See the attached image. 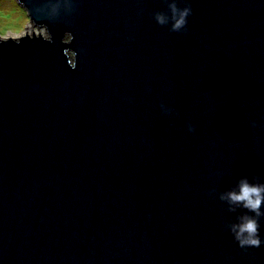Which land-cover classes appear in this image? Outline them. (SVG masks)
Listing matches in <instances>:
<instances>
[{"label": "water", "instance_id": "95a60500", "mask_svg": "<svg viewBox=\"0 0 264 264\" xmlns=\"http://www.w3.org/2000/svg\"><path fill=\"white\" fill-rule=\"evenodd\" d=\"M18 1L47 35L0 38V264H264L218 195L264 177V0L181 32L165 0Z\"/></svg>", "mask_w": 264, "mask_h": 264}, {"label": "clouds", "instance_id": "9594fccd", "mask_svg": "<svg viewBox=\"0 0 264 264\" xmlns=\"http://www.w3.org/2000/svg\"><path fill=\"white\" fill-rule=\"evenodd\" d=\"M168 11L153 13L155 22L160 26H169L171 32L186 31L188 17L192 14L190 0H165ZM181 3L183 6H181ZM160 109L164 114H172L173 108L161 103ZM193 132L194 126H187ZM215 191V189H213ZM219 199L227 205V211L238 215L225 224L233 239L241 248L260 247L261 240L260 218L264 217V177L253 173L241 175L226 190L219 192Z\"/></svg>", "mask_w": 264, "mask_h": 264}, {"label": "rangeland", "instance_id": "374dc122", "mask_svg": "<svg viewBox=\"0 0 264 264\" xmlns=\"http://www.w3.org/2000/svg\"><path fill=\"white\" fill-rule=\"evenodd\" d=\"M46 36L47 31L34 25L26 10L18 0H0V38H20L26 36Z\"/></svg>", "mask_w": 264, "mask_h": 264}]
</instances>
